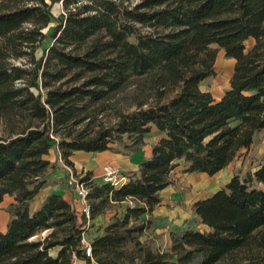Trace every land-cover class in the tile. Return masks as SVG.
Wrapping results in <instances>:
<instances>
[{
	"label": "trees",
	"instance_id": "1",
	"mask_svg": "<svg viewBox=\"0 0 264 264\" xmlns=\"http://www.w3.org/2000/svg\"><path fill=\"white\" fill-rule=\"evenodd\" d=\"M213 44L234 60L219 100L201 88ZM152 130L122 184L77 174L90 220L115 210L91 241L96 264H264V163L196 200L167 251L143 239L176 168L212 176L264 132V0H0V203L12 198L0 264H90L74 201L50 193L31 208L56 169L45 157L73 168L76 151L127 156Z\"/></svg>",
	"mask_w": 264,
	"mask_h": 264
},
{
	"label": "crops",
	"instance_id": "2",
	"mask_svg": "<svg viewBox=\"0 0 264 264\" xmlns=\"http://www.w3.org/2000/svg\"><path fill=\"white\" fill-rule=\"evenodd\" d=\"M231 62L234 64V60L232 58ZM223 93L224 92H222L216 97H213L216 100H219ZM159 136L160 135H157V138ZM151 144H146L142 148V150L127 156L111 151H76L72 156L73 168H71V170L75 174H83L86 172H90L91 179L93 182L102 183L101 176L103 166L106 164H113L119 168L120 172L126 176L127 180L129 172L136 170L138 168L139 162L149 156ZM253 146L254 144L249 148L248 151H250ZM75 154H78L79 156L78 163L74 161ZM45 158L48 159L50 162H56L60 164V167H56L55 170L49 173L47 177L49 185L46 188L40 190V192H38V194L35 196L34 200L30 204L32 210L38 208L42 200L50 193L61 194L66 200L70 202H75L74 195L66 188V185L57 181V178H60V176L64 178L67 177V170L61 163L60 159L57 157L56 152L54 150H51L49 155H47ZM261 163H264V159L255 162L254 165L251 166L250 170H255ZM242 167V162L236 161L234 164H228L226 167H224L212 176H209L205 173H182L181 167L176 168L172 173V178L174 180L173 184L161 190V202L153 209L151 213V217L155 219V223L153 225L159 227L164 225L161 224L163 222L169 224L168 226H172L173 228H178L180 226L185 227L186 225L184 223L186 220L191 218L194 219V214L191 209L192 204L196 200L205 198L220 189L224 184H226L230 180L234 173L243 174L244 172L240 170ZM189 185H191L192 188H194L195 190L200 191L197 197L193 198L191 197V193L185 192L181 194V192L179 191L180 189L183 190L184 186ZM194 189H192V191ZM180 199H182V201H180ZM11 200L12 198L10 196H6L4 200L0 203V231H3L5 229L8 220V214L6 213L5 209ZM123 209V206H120L116 211L120 215L122 214ZM114 213L115 210L108 211L105 214L99 215L91 219L89 223L85 225L87 232L93 231L94 233L92 237H88L91 241L95 236L101 233L102 228L109 222L110 217ZM144 217L147 218L148 215L146 214ZM165 226L168 227L167 225ZM201 228L203 227L201 226ZM161 230L163 232L166 231V229ZM46 233L47 232H42L41 236H44ZM167 243L168 244L166 245L165 251H167L170 247L169 234ZM57 250L58 248H53L50 251V254L55 256Z\"/></svg>",
	"mask_w": 264,
	"mask_h": 264
},
{
	"label": "rangeland",
	"instance_id": "3",
	"mask_svg": "<svg viewBox=\"0 0 264 264\" xmlns=\"http://www.w3.org/2000/svg\"><path fill=\"white\" fill-rule=\"evenodd\" d=\"M51 11L53 15L57 17L62 12L60 3L54 4L52 6ZM53 27H54V21H52L48 26V28H46L44 31L49 33ZM250 44L251 41L246 42L247 46H249ZM211 47L216 50L214 74L202 81L201 88L203 90L210 91L212 96L216 97L228 88L229 79L231 77L233 70V63L231 62V58L226 57L224 55V51L220 49L217 45L213 44L211 45ZM155 139H157V134L154 130H152L149 134L145 136V141L147 145L151 144ZM78 158H79L78 154H75L74 161L76 163L79 162ZM261 159H264V132L258 135L254 143V146L250 151L245 152L244 154H242V156L238 157L231 163L234 164L236 161H241L243 167L240 170L245 172L248 169H250L255 162L260 161ZM55 164L57 168L60 167V164L56 162ZM64 180L65 178L62 176H60V178H57V181H59L60 183H64ZM192 189L194 188H192V186L189 185V186H184L183 190L180 189L179 191L181 192V194L188 192L191 193V197L193 198L197 197L200 191L195 189L192 191ZM180 201H182V199H180ZM186 221H189L190 223L192 221V218ZM161 224L164 225L159 227L152 225V227L147 232L144 233L143 239H147L151 243L152 247L158 248L161 251H165L166 245L168 244L167 243L168 234H169L168 232L176 228H173L172 226H168L169 224L167 223L162 222ZM165 225H167L168 227H166ZM161 229H166V231L163 232ZM87 233H88L87 236L89 238L92 237L94 234L93 231L91 232L88 231Z\"/></svg>",
	"mask_w": 264,
	"mask_h": 264
},
{
	"label": "built area",
	"instance_id": "4",
	"mask_svg": "<svg viewBox=\"0 0 264 264\" xmlns=\"http://www.w3.org/2000/svg\"><path fill=\"white\" fill-rule=\"evenodd\" d=\"M64 167L67 170V177L65 178L66 186L74 195L78 214L83 215L86 218V224H88L90 221L91 211L90 204L87 198L89 188L80 180L81 176L75 174L71 170V168L65 165ZM101 178L103 183H108L113 186H118L126 180V177L120 172L119 168L113 164H106L103 166ZM86 231L87 230L85 228V231L81 233L79 247L82 250L84 256L86 258H89V263L96 264L92 257L91 240L88 238ZM71 264L87 263L85 258L81 259L77 255L73 254Z\"/></svg>",
	"mask_w": 264,
	"mask_h": 264
}]
</instances>
